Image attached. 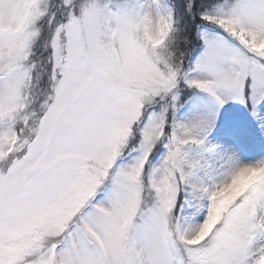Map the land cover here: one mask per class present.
I'll return each instance as SVG.
<instances>
[{
  "label": "snow or ice",
  "instance_id": "1",
  "mask_svg": "<svg viewBox=\"0 0 264 264\" xmlns=\"http://www.w3.org/2000/svg\"><path fill=\"white\" fill-rule=\"evenodd\" d=\"M185 86L259 119L264 0H0V264H264V160L201 179Z\"/></svg>",
  "mask_w": 264,
  "mask_h": 264
},
{
  "label": "rangeland",
  "instance_id": "2",
  "mask_svg": "<svg viewBox=\"0 0 264 264\" xmlns=\"http://www.w3.org/2000/svg\"><path fill=\"white\" fill-rule=\"evenodd\" d=\"M177 103L178 109L170 114L177 122L194 118L213 121L212 126L203 133L207 151L196 145L186 147V151L195 159H201L202 154L204 167L199 173L201 179L210 183L230 171L237 162L247 164L264 160V127H261L264 105L260 106L257 119L237 100H229L219 106L206 94L186 86L182 88ZM167 104V99L162 100L149 112H159ZM165 152L164 148L155 152L153 163H158Z\"/></svg>",
  "mask_w": 264,
  "mask_h": 264
},
{
  "label": "trees",
  "instance_id": "3",
  "mask_svg": "<svg viewBox=\"0 0 264 264\" xmlns=\"http://www.w3.org/2000/svg\"><path fill=\"white\" fill-rule=\"evenodd\" d=\"M172 2L173 3H180L181 2V0H172ZM185 11H186V8H185ZM185 22H188V23H191L192 22V18H191V16L189 15L186 19L185 18H181V23L183 24V23H185ZM248 108V111H249V107H247ZM249 113L251 114V116H253L252 115V113L249 111Z\"/></svg>",
  "mask_w": 264,
  "mask_h": 264
},
{
  "label": "bare ground",
  "instance_id": "4",
  "mask_svg": "<svg viewBox=\"0 0 264 264\" xmlns=\"http://www.w3.org/2000/svg\"><path fill=\"white\" fill-rule=\"evenodd\" d=\"M248 163H251V162H248ZM248 163H247V164H248Z\"/></svg>",
  "mask_w": 264,
  "mask_h": 264
}]
</instances>
